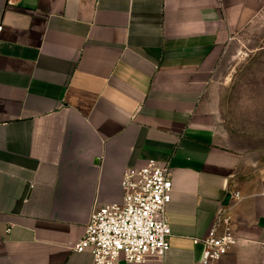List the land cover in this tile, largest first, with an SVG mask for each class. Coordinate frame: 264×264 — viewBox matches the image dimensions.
Masks as SVG:
<instances>
[{
  "label": "crops",
  "instance_id": "1",
  "mask_svg": "<svg viewBox=\"0 0 264 264\" xmlns=\"http://www.w3.org/2000/svg\"><path fill=\"white\" fill-rule=\"evenodd\" d=\"M264 0H0V264L76 253L124 172L169 164L162 261L202 264L232 191L236 244L213 264H264V154L230 147L209 97ZM119 264H127L120 261Z\"/></svg>",
  "mask_w": 264,
  "mask_h": 264
},
{
  "label": "built area",
  "instance_id": "2",
  "mask_svg": "<svg viewBox=\"0 0 264 264\" xmlns=\"http://www.w3.org/2000/svg\"><path fill=\"white\" fill-rule=\"evenodd\" d=\"M121 187V203L98 206L73 250L89 252L92 264L162 261L171 238L166 214L172 190L170 165L149 160L143 167H130L123 174ZM229 197V203L220 202L213 224L202 240V264L220 261L236 244L230 210L240 200V193L232 191ZM261 245L264 249V240Z\"/></svg>",
  "mask_w": 264,
  "mask_h": 264
},
{
  "label": "rangeland",
  "instance_id": "3",
  "mask_svg": "<svg viewBox=\"0 0 264 264\" xmlns=\"http://www.w3.org/2000/svg\"><path fill=\"white\" fill-rule=\"evenodd\" d=\"M236 61L209 97L222 118V131L237 150L264 154V7L235 37Z\"/></svg>",
  "mask_w": 264,
  "mask_h": 264
},
{
  "label": "water",
  "instance_id": "4",
  "mask_svg": "<svg viewBox=\"0 0 264 264\" xmlns=\"http://www.w3.org/2000/svg\"><path fill=\"white\" fill-rule=\"evenodd\" d=\"M229 198H230V197L228 196V197H227V201H226V202H228Z\"/></svg>",
  "mask_w": 264,
  "mask_h": 264
}]
</instances>
